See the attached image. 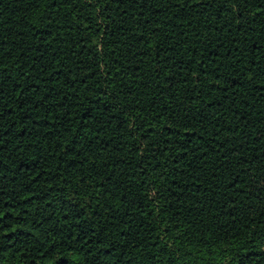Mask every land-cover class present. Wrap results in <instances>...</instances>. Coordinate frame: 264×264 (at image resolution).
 I'll list each match as a JSON object with an SVG mask.
<instances>
[{"label":"trees","instance_id":"16d2710c","mask_svg":"<svg viewBox=\"0 0 264 264\" xmlns=\"http://www.w3.org/2000/svg\"><path fill=\"white\" fill-rule=\"evenodd\" d=\"M0 264H264V0H0Z\"/></svg>","mask_w":264,"mask_h":264}]
</instances>
